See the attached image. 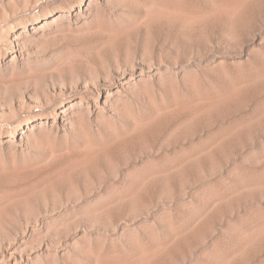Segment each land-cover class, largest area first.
Returning a JSON list of instances; mask_svg holds the SVG:
<instances>
[{"label": "rangeland", "instance_id": "obj_1", "mask_svg": "<svg viewBox=\"0 0 264 264\" xmlns=\"http://www.w3.org/2000/svg\"><path fill=\"white\" fill-rule=\"evenodd\" d=\"M0 116V264H264V0H0Z\"/></svg>", "mask_w": 264, "mask_h": 264}, {"label": "bare ground", "instance_id": "obj_2", "mask_svg": "<svg viewBox=\"0 0 264 264\" xmlns=\"http://www.w3.org/2000/svg\"><path fill=\"white\" fill-rule=\"evenodd\" d=\"M5 103H6V101H5ZM7 104V103H6ZM2 106V105H1ZM1 117V116H0ZM27 129H28V127H27Z\"/></svg>", "mask_w": 264, "mask_h": 264}]
</instances>
